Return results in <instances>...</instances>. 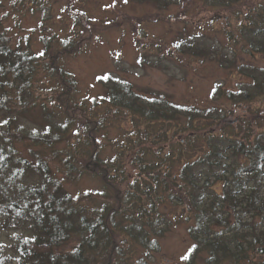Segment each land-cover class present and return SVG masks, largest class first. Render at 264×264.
Here are the masks:
<instances>
[{
    "label": "trees",
    "instance_id": "16d2710c",
    "mask_svg": "<svg viewBox=\"0 0 264 264\" xmlns=\"http://www.w3.org/2000/svg\"><path fill=\"white\" fill-rule=\"evenodd\" d=\"M31 1L49 10L50 0H18ZM201 1L222 9L251 2L237 29L224 30L232 58L225 47L218 56L242 81L215 87L210 100L222 105L202 111L144 97L108 75L98 77L103 94L87 106L60 63L77 41L56 49L53 36L42 38L43 50L34 53L28 37L12 42L0 17V231L23 233L10 252L0 245V264H162L156 256L170 226L165 204L184 215L190 246L183 264H264V130L229 121L240 108L264 104V66L236 64L232 50L264 59V0ZM181 44L174 54L218 55ZM42 73L44 96L35 90L45 84ZM102 104L131 124L106 158L93 140L108 118L97 113ZM32 110L36 126L25 129L20 120ZM84 174L100 190L73 195L65 183Z\"/></svg>",
    "mask_w": 264,
    "mask_h": 264
},
{
    "label": "rangeland",
    "instance_id": "374dc122",
    "mask_svg": "<svg viewBox=\"0 0 264 264\" xmlns=\"http://www.w3.org/2000/svg\"><path fill=\"white\" fill-rule=\"evenodd\" d=\"M50 1L49 10H44L38 4L34 7L33 1L29 7L26 3L20 6L23 1L19 4L16 0L18 5L11 7L12 0H5L0 7L2 24L9 28L12 42L28 37L29 48L34 53L43 50L42 38L53 36L56 49L62 40L77 41V49L63 56L60 63L76 80V99L87 106L103 94L97 79L106 75L130 84L143 96L160 95L171 104L200 111L222 105L219 99L210 100L215 87L235 89L242 81L228 64L224 67V59L218 56H224L225 43L228 44L224 30L237 29L243 13L251 7L249 1L233 9L215 8L201 0ZM178 43L217 50L218 55H214L215 58L176 55L172 46ZM225 48L230 56L226 58L231 59L232 51ZM232 50H235L236 64L264 66L262 57L252 56L240 46ZM39 77L42 82L47 81L43 73ZM35 90L36 94L44 96L47 84L38 85ZM247 107L235 111L229 121L235 126L245 123L252 130L263 131L264 104L256 102ZM97 109L99 115L104 113L108 118L93 140L102 142L101 157H112L116 144L124 140L130 130V119H125L122 111L114 113L105 104ZM34 112L31 111L30 118L20 120L25 129L35 128L31 118ZM243 119L246 121L241 122ZM64 186L73 195L101 188L99 180L88 174ZM164 212L170 226L160 241L156 259L162 264H183L190 246L186 223L181 219L184 215L180 207L173 204H165ZM19 234H23L22 231H0L3 253L10 252Z\"/></svg>",
    "mask_w": 264,
    "mask_h": 264
}]
</instances>
